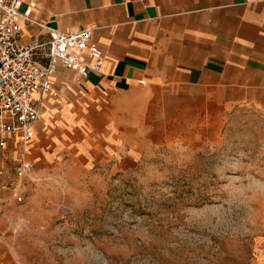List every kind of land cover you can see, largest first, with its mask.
I'll use <instances>...</instances> for the list:
<instances>
[{
	"label": "rangeland",
	"instance_id": "1",
	"mask_svg": "<svg viewBox=\"0 0 264 264\" xmlns=\"http://www.w3.org/2000/svg\"><path fill=\"white\" fill-rule=\"evenodd\" d=\"M163 130L98 160L46 140L21 180L0 150L2 264H264V108Z\"/></svg>",
	"mask_w": 264,
	"mask_h": 264
},
{
	"label": "crops",
	"instance_id": "2",
	"mask_svg": "<svg viewBox=\"0 0 264 264\" xmlns=\"http://www.w3.org/2000/svg\"><path fill=\"white\" fill-rule=\"evenodd\" d=\"M24 2L51 29H90L104 60L86 78L57 66L58 96L42 98L35 138L27 147L8 141L19 157L39 160L33 149L47 140L98 160L126 150L131 133L157 137L148 128L159 127L166 136L173 123L222 126L236 106L264 108V0ZM48 36L23 25L25 45Z\"/></svg>",
	"mask_w": 264,
	"mask_h": 264
},
{
	"label": "built area",
	"instance_id": "3",
	"mask_svg": "<svg viewBox=\"0 0 264 264\" xmlns=\"http://www.w3.org/2000/svg\"><path fill=\"white\" fill-rule=\"evenodd\" d=\"M23 25L46 30L48 39L23 44ZM103 60L90 29L60 32L39 23L32 5L24 0H0V150L7 147L9 139H18L23 147L33 141L42 98L57 96L52 76L58 65L86 78L101 71ZM34 169L35 164L23 158L13 167L15 180L30 177ZM6 172L1 164L0 189L15 192L16 186L7 182Z\"/></svg>",
	"mask_w": 264,
	"mask_h": 264
}]
</instances>
